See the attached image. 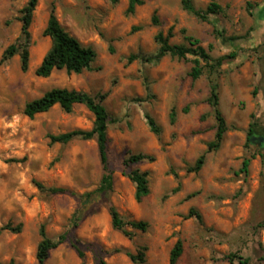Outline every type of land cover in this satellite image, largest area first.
<instances>
[{
    "label": "rangeland",
    "instance_id": "374dc122",
    "mask_svg": "<svg viewBox=\"0 0 264 264\" xmlns=\"http://www.w3.org/2000/svg\"><path fill=\"white\" fill-rule=\"evenodd\" d=\"M28 1L0 0V61L21 35L19 19ZM54 2L39 0L34 13L29 71H22L19 56L0 64V228L23 226L20 233L3 232L0 262L38 264L44 225L50 238L67 231L70 237L51 251L46 264H98L100 259L134 264L127 253L136 254L143 246L148 247L149 264H170L178 240L184 250L177 264H229L221 258L232 252L250 257L253 264H264V144L247 147L252 115L262 132L254 135L264 137V0H194L198 9L211 2L225 8L213 22L229 37H242L226 47L215 39L213 25L185 12L181 0H144L133 15L127 14L129 0H56L61 24L97 51L96 66L101 70L82 74L57 70L41 78L36 69L51 48L44 31ZM155 12L159 26L152 24ZM172 27V44L185 42L181 31L186 29L205 48L214 45V58L238 54L225 63L220 78L221 110L230 130L222 148L207 154L199 173H188L187 168L205 153L216 133L207 103L208 81H194L189 76L192 65L186 61L170 56L158 64L144 61L158 51L156 35L167 34ZM132 55L138 58L129 63ZM56 88L92 95L108 92L105 106L115 121L108 131L114 191L108 201L87 210L78 228L71 225L80 205L78 198L49 196L36 183L65 188L77 196L97 189L103 174L97 142L52 145L49 138L89 131L95 116L84 105H75L71 113L56 106L33 120L24 114L26 104ZM187 107L189 112L184 113ZM173 108L177 110L175 124L170 120ZM146 113L163 128L160 136L151 132ZM129 154L150 155L155 161L126 166ZM252 156L245 176L240 173L243 161ZM134 169L150 173L151 193L141 203L136 202L135 186L126 176ZM179 183L181 190L174 193ZM109 202L126 219L147 222V232L128 229L135 233L131 240L114 230ZM191 208L202 215L203 225L195 217L188 218ZM73 243L83 251L84 260Z\"/></svg>",
    "mask_w": 264,
    "mask_h": 264
},
{
    "label": "trees",
    "instance_id": "16d2710c",
    "mask_svg": "<svg viewBox=\"0 0 264 264\" xmlns=\"http://www.w3.org/2000/svg\"><path fill=\"white\" fill-rule=\"evenodd\" d=\"M39 0H29L26 6L21 11L20 22L22 23V32L20 37L15 43L10 45L3 53L0 64L7 63L15 56L20 57L21 69L24 73L30 69V48L32 45V35L30 28L33 22L34 13L38 6ZM56 2V0H55ZM53 3L50 17L44 31V36L51 39V48L44 56L42 62L36 69V75L41 78H49L52 74L59 70H65L68 74H82L85 71L94 72L100 71L101 68L96 66L98 53L91 47L84 45L77 38L72 36L61 24L56 14V3ZM144 0H129V6L127 9L128 15L135 14L139 6L144 5ZM182 9L189 15L194 16L201 22H207L214 27V36L217 41L222 45L230 46L236 43L242 37L240 36H228L226 30L221 28L218 24L214 23L212 18L225 13V8L217 3L211 2L205 9H198L194 0H181ZM251 6V4L249 5ZM152 24L155 26L161 25L158 13L155 12L152 18ZM134 30H138L135 28ZM181 33L184 36L183 44H172L171 39L175 37L174 27L170 28L167 34L159 32L155 37V42L158 45V51L153 57L144 58V61L150 63H160L165 57L170 56L172 59L179 61H186L192 65L189 76L198 81L202 78H206L209 85V97L207 103L211 108V116L216 121V133L214 140L207 144V149L203 155H201L194 165L187 168L188 173H199L207 159V154L211 152L219 151L224 143L225 136L230 130V127L226 121L225 116L221 110V92H220V78L223 74V67L226 62L232 61L237 58V52H232L228 55H224L219 58H214L211 52L214 50V45L210 44L209 48H205L202 45L200 39L188 34L186 29H183ZM111 53H114V48H110ZM136 55L129 57V63L137 60ZM150 92V89L147 90ZM254 96H257V92H254ZM109 97L108 92H101L96 95H92L82 91L69 90L56 88L46 92L42 97L33 100L26 104L24 114L29 119L33 120L37 115L50 112L56 106L66 112L71 113L75 105H84L95 116L93 128L89 131L86 130H74L60 135H51L50 143L66 145L74 140L90 141L95 140L98 145L99 157L103 169L102 178L99 186L96 190L85 193L81 196H77L74 192L65 188L46 187L42 183H36L37 188L49 196L56 195H71L77 197L80 201L79 208L74 213L71 219V225L73 228H78L80 222L86 215L88 209H90L95 203L108 201L109 196L114 191V176L109 165V143L110 138L108 131L110 125L115 123L111 119V115L105 106V102ZM184 113L189 112V107L183 109ZM206 118V117H204ZM253 122L250 124L248 131V143L247 147H250V137L254 134H262L259 127L254 120L256 115H252ZM145 120L149 126L151 132L156 136H160L163 132V128L159 125L157 120L150 114H145ZM171 124H175L177 121V110L172 109L170 115ZM245 158L242 164L240 173L249 175V167L252 159ZM155 157L146 154H129L125 164H139L143 162H154ZM173 175L177 180L180 179L179 175L173 171ZM130 181L135 186V200L137 203H141L147 198L150 193V173L148 171H142L140 169H134L130 173L126 174ZM181 190V184L173 191L177 193ZM197 193L192 194L189 198L196 196ZM108 205V211L111 217V224L114 230L121 232L127 238L133 240L135 233L133 231L147 232L149 224L144 221L128 220L123 217L117 208L111 204ZM195 217L199 224L203 225L204 220L202 215L194 208H191L188 218ZM22 224L18 227H13L12 224L0 228V237L4 231H10L13 233H20L22 231ZM132 229L133 231H129ZM42 241L38 246L37 260L38 264H46L49 259L51 251L57 249L62 244L70 241L69 231L63 233L58 238L53 239L47 236L46 227L43 225L41 228ZM73 248L78 252L79 256L84 260L85 255L80 250L76 243H73ZM183 242L178 240L172 249L170 255V264H177L183 255ZM148 247H141L136 254L127 253L129 258L134 264H149L147 259ZM221 260L228 262L229 264H253L250 257H246L240 252H232L227 256L221 258ZM0 264H5L0 262ZM6 264H16L14 260H11ZM98 264H109L105 259H100Z\"/></svg>",
    "mask_w": 264,
    "mask_h": 264
},
{
    "label": "water",
    "instance_id": "95a60500",
    "mask_svg": "<svg viewBox=\"0 0 264 264\" xmlns=\"http://www.w3.org/2000/svg\"><path fill=\"white\" fill-rule=\"evenodd\" d=\"M250 143L259 147H262L264 144V137L263 136H257V135H252L250 137Z\"/></svg>",
    "mask_w": 264,
    "mask_h": 264
}]
</instances>
